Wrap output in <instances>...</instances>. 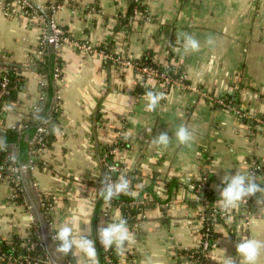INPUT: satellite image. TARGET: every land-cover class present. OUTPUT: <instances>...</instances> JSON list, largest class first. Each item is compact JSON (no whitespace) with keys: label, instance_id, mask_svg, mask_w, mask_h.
Listing matches in <instances>:
<instances>
[{"label":"crops","instance_id":"0c3cea01","mask_svg":"<svg viewBox=\"0 0 264 264\" xmlns=\"http://www.w3.org/2000/svg\"><path fill=\"white\" fill-rule=\"evenodd\" d=\"M24 1L35 18L25 17L17 1L14 14L0 10V62L19 67L23 78L16 99L3 106L0 130L27 119L46 84L37 59L53 51L40 52L38 41L50 19L70 37L106 45L109 53L131 59L148 55L156 65H172L184 87L162 88L131 67L63 47L54 92L59 107L55 138L38 157L41 168L21 171L22 203L10 199V185L0 180V238H22L33 227L50 264H88L78 250L70 253L71 263L58 254L52 231L70 224L78 237L90 223L97 248L98 227L122 216L120 206L127 203L98 202L103 180L97 156L119 140L121 145L113 153L103 151L101 160L110 154L121 174L134 173L123 195L144 192L139 199L145 204L127 221L134 242L123 254L116 252V264H191L183 253L202 241L201 216L206 215L188 179L206 180L214 216L221 213L215 202L222 177L248 174L253 163L264 164V125L253 127L249 120L264 113V0H142L145 15L135 11L122 24L119 15L133 0ZM185 35L199 41V51H185ZM148 91L164 94L152 112L146 110ZM212 94H231L235 110L215 106L208 98ZM181 125L193 133L190 146L176 141ZM161 132L171 137L166 149L153 143ZM256 182L264 187V176ZM40 196L48 199L47 212ZM254 198L252 208L249 198L226 219L213 222L215 236L203 264H227L225 256L239 264L235 245L240 240L264 243V193ZM258 264H264V249Z\"/></svg>","mask_w":264,"mask_h":264},{"label":"trees","instance_id":"16d2710c","mask_svg":"<svg viewBox=\"0 0 264 264\" xmlns=\"http://www.w3.org/2000/svg\"><path fill=\"white\" fill-rule=\"evenodd\" d=\"M138 12L142 15H145V4L142 2V0H133L126 13L124 15H119L118 22L123 23L125 22L129 16H134V12ZM138 63H144L146 65H153L154 63L151 62L150 57L148 55H143L137 59H135ZM55 62L58 63L60 66L62 64L60 58H56L53 52H47L44 54L40 59H37V65L39 66L40 72L45 76L46 84L40 88V96L37 102L35 103L36 108L32 109V111L29 114V117L27 119H24L17 123L16 125L5 128L4 130H0V139H3L4 143L7 145L6 148L0 150V159L4 156L6 152H12V160L8 162V164H13L14 166H20V165H28L33 164L37 167H42L43 163L41 159H39V155L33 156L32 151L36 148L37 144H34L32 142L33 136L36 134V130L39 126L45 125V130L38 134V136H41V140L44 143L45 148H49L55 138V128L58 124L57 116L59 114V107L58 104L55 105L56 99H54V92L56 90L55 80H54V65ZM16 65H7L5 63H0V80L2 77V73H4L8 78L7 83V93L3 94L0 97V115L3 114V106L6 104H9L13 102L16 99L17 92L22 88L23 85V78L21 75V70L19 67H15ZM159 70L163 72L164 74L170 75L172 78H175L179 73L177 70H175L172 65H158ZM158 82L157 78H154ZM169 86V85H168ZM141 88V87H140ZM138 87V91L140 89ZM169 88V87H168ZM231 94H222L218 95L215 98H220L223 100L225 105H219L214 100L213 94L209 95L208 98L210 100H214V105L221 107L223 109H228L227 106L233 105V102L231 98ZM264 113L259 114L258 116H261L264 119ZM251 122V125H253V120L249 119ZM121 142L118 140L116 143L110 146H103L101 149V152L98 154V168L101 173V180H104L105 177H109V175L114 179L117 180L121 175L127 176L130 180V175L134 174L131 172H128L127 174H121L120 172H112L109 173V171L105 170L104 161L101 160V155L103 151H108L110 148H113L114 146H120ZM38 146V145H37ZM105 160L110 163H115L112 160V156L110 154H107L105 157ZM117 164V163H115ZM264 172V170L262 171ZM201 181L196 180L194 181L195 184H199ZM205 188L203 189L202 193H198V196H202V200L200 201L204 207V213L205 218H207L206 221H208V224H213L214 221H220L219 212H215L214 219H212V216L210 213L212 212L211 207L214 205L213 201V195L211 190L207 188V182L206 180L203 181ZM145 193L143 192L137 197L131 198L124 196L123 194L120 195L118 199H114L111 204L120 206L121 202L128 203L129 201H134L142 197ZM15 202L22 203V197L21 192L19 193V196L17 198H13ZM255 198L251 197L249 203H247V206L249 208H252L254 206ZM48 200L46 201V203ZM99 203L103 202L105 203L101 198L98 201ZM122 216L127 221H131V218L139 211L136 207H126L125 208L120 206ZM209 211V213H208ZM205 222L202 224V228L205 226ZM56 230L52 231V235H54ZM211 241H213L215 233L213 229L211 230ZM30 243H35V247L33 250H28L27 247ZM41 243V245H38ZM54 244L57 246L58 242L54 239ZM210 246V245H209ZM114 249V248H113ZM110 253V259L112 264H116L117 261V254L115 252ZM97 250L99 253V264H106V261L104 259V251L102 250L101 245L99 244V240L97 242ZM193 249L185 251L183 254H185L188 258L190 253ZM0 254L4 256H12L17 259H24L26 257L31 258L39 262L40 264H44L45 260L47 259V254L45 251V248L39 238L38 232L35 228L31 227L28 231V233L22 237L19 238L17 236H13L10 239H2L0 238ZM65 260L72 262L70 254L68 256H63ZM194 257V256H193ZM196 257L198 259H202V256L200 254H196Z\"/></svg>","mask_w":264,"mask_h":264},{"label":"built area","instance_id":"2783aa9c","mask_svg":"<svg viewBox=\"0 0 264 264\" xmlns=\"http://www.w3.org/2000/svg\"><path fill=\"white\" fill-rule=\"evenodd\" d=\"M17 1L19 3V10L21 11L22 14H24L25 17L28 19H33L37 15L33 9V7L26 1L24 0H0V10L4 13L8 14H14L15 13V2ZM92 10L93 8L90 7ZM38 47L39 51L44 53V51L47 48H50L55 57L59 58L61 49L63 47H70L76 50H80L82 52L88 53V54H98L104 56L107 60L111 61L114 65L119 66V67H131L137 72L141 73L142 75L146 77H152V78H157L158 82L162 86V88L167 87L170 84L173 85H179L180 87H184V79L182 74H178L175 78H172L168 74H164L159 70L158 65L153 64V65H146L144 63H138L135 61V59H131L128 57H124L121 55H115L112 53H109L107 51V46L103 45L100 47H95L92 44H90L87 40H77L75 38L70 37V35L62 29L58 24L53 22L51 19L48 22V27L46 31H43L40 35L39 41H38ZM61 72L62 68L61 65L59 66L57 62H55L54 65V80L59 81L61 77ZM7 83H8V78L5 75V70L4 73H2V77L0 80V97L7 93ZM217 97V96H216ZM40 99L42 97H39ZM217 104L219 105H225L222 99L220 98H214ZM213 100V101H214ZM58 103H55L57 105ZM228 109H233L235 110V107L233 105L227 106ZM36 108V105L33 106V109ZM264 116V115H263ZM251 119L253 120V127H259L261 125H264V119L261 116L258 115H253L251 116ZM45 130V125H41L37 128L36 134L33 136L32 142L36 145V148L32 151L33 156L40 155L44 149V143L41 140V136H38L39 133L43 132ZM116 150V147H113L109 149L108 153H113ZM103 163L105 166V170L109 171V173L112 172H120L122 170L119 165L115 163H110L105 160V157L102 158ZM12 160V152H6L2 159H0V180H5L8 182L10 185L11 193H10V199L12 200L13 198H17L19 196V193L21 192V185H20V173L21 171L25 169H31L33 164H28V165H20V166H14L13 164H8V162ZM264 164L260 162L253 163L248 170V175H253L256 177L264 176ZM109 182H114V179L109 175ZM188 186L190 189L195 193V198L197 201L202 200V196H198V193H202L204 187L203 180L199 184L192 183L190 179H188ZM249 199V198H248ZM45 197H39V203L40 207L44 211H48L49 209V203ZM14 201V200H12ZM142 204H145V200L138 199L134 201H129L126 205V207H136L139 208ZM106 216H110V212L108 208L106 209ZM109 213V215H108ZM212 216V215H211ZM219 217L221 219H226L227 216L225 214L220 213ZM202 222H205V226L202 228V241L199 243V245L192 250V252L189 255V262L191 264H203V259L207 255V253L210 250L211 244V230H212V224H208L207 218H205L204 215L201 216ZM250 218V217H248ZM212 219H214V216H212ZM248 222V221H247ZM54 235H52V239L54 240ZM38 245H41L39 243ZM210 245V246H209ZM35 247V243H30L29 246L27 247L28 250H33ZM102 250L105 252L104 253V259L106 261V264H112L111 259H110V250ZM112 252H115V249L112 250ZM196 254H200L202 256V259H198L196 257ZM194 256V257H193ZM0 264H40L34 259L31 258H24L22 260L17 259L12 256H4L0 254ZM44 264H50L48 258L45 260Z\"/></svg>","mask_w":264,"mask_h":264},{"label":"clouds","instance_id":"9594fccd","mask_svg":"<svg viewBox=\"0 0 264 264\" xmlns=\"http://www.w3.org/2000/svg\"><path fill=\"white\" fill-rule=\"evenodd\" d=\"M207 43L211 44V38ZM199 41L190 35H185V51H199ZM147 104L146 110L155 111L160 101L164 98L163 93L148 91L145 93ZM176 141L180 145L190 146L193 139V133L185 126L181 125L175 132ZM161 149H166L171 143V137L167 132H161L153 141ZM7 145L3 139H0V150ZM222 188H218L219 199L215 202L221 213L229 214L237 209L241 203H246L248 198L257 196L258 193H264V187L256 182L253 175L240 172L234 175H224L221 179ZM131 181L127 176L121 175L115 182H109L105 177L102 181V187L99 189V197L108 205L118 198L121 194H128ZM259 202V201H258ZM91 224L81 231L78 237L73 236V228L70 224H65L54 234V239L58 242L56 252L61 256H68L78 250L88 261V264H99L96 243L91 236ZM97 238L99 244L104 250L115 249L117 254H123L126 244L134 242V235L129 230L128 222L122 216L115 222L108 223L106 226L98 227ZM264 249V243L245 238L235 245V251L239 258V264H258L261 251ZM227 264H237V261L230 256H225Z\"/></svg>","mask_w":264,"mask_h":264},{"label":"water","instance_id":"95a60500","mask_svg":"<svg viewBox=\"0 0 264 264\" xmlns=\"http://www.w3.org/2000/svg\"><path fill=\"white\" fill-rule=\"evenodd\" d=\"M1 63V62H0ZM54 264H58V263H54Z\"/></svg>","mask_w":264,"mask_h":264}]
</instances>
